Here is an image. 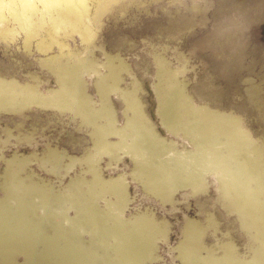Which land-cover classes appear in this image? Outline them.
I'll list each match as a JSON object with an SVG mask.
<instances>
[{"label":"rangeland","instance_id":"obj_1","mask_svg":"<svg viewBox=\"0 0 264 264\" xmlns=\"http://www.w3.org/2000/svg\"><path fill=\"white\" fill-rule=\"evenodd\" d=\"M239 1L0 0V264H264V137L231 116L264 95V0Z\"/></svg>","mask_w":264,"mask_h":264},{"label":"water","instance_id":"obj_2","mask_svg":"<svg viewBox=\"0 0 264 264\" xmlns=\"http://www.w3.org/2000/svg\"><path fill=\"white\" fill-rule=\"evenodd\" d=\"M119 5L120 7H123L126 5V3H121ZM237 5L238 11H235L229 6V0H224V3H222L223 9H228L233 14H237L239 12V14L243 15L247 13V11L243 10V8L245 7V3H243V1H239ZM237 22H233V26L241 28V26L236 25ZM190 24V22H179L177 24L171 23L164 30L170 35H179L180 32H182L184 29H187ZM230 24L232 25V22ZM238 37L234 29H229L228 31L223 33L222 37L214 35L210 41L211 44L215 46L217 51L220 52L224 51L226 46H229L230 48L239 47ZM237 49L239 51L238 55H234L233 53V55L230 57L231 61H229L231 62L230 65L233 67V69H238L242 65L240 53L242 51L239 48ZM198 88L200 92L206 97L205 99L208 101L207 106L215 108L216 111H219V113H226L225 111L229 110L225 109V107L222 106L217 107L216 104L221 105L220 103H217V101L219 102L222 92L220 86L214 81L210 74L207 76V78L203 79L202 81L200 80ZM241 97H243V102H241L238 107L234 106V109H231V116H233L232 118L235 120V123H237L241 129H245L247 131L250 125L247 124L244 119V116H254L255 123L259 125L258 130L264 137V116L262 115L264 111V95L262 93L261 84L249 81L246 93L243 92L241 94ZM260 147L264 156V143Z\"/></svg>","mask_w":264,"mask_h":264},{"label":"bare ground","instance_id":"obj_3","mask_svg":"<svg viewBox=\"0 0 264 264\" xmlns=\"http://www.w3.org/2000/svg\"><path fill=\"white\" fill-rule=\"evenodd\" d=\"M47 1H57V0H47ZM205 108L207 109V110H211V111H214V112H218V111H216V109L215 108H212V107H209V106H205Z\"/></svg>","mask_w":264,"mask_h":264}]
</instances>
